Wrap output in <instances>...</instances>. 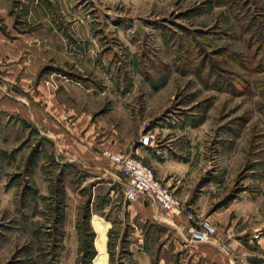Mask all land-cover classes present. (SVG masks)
I'll list each match as a JSON object with an SVG mask.
<instances>
[{
    "label": "rangeland",
    "instance_id": "obj_1",
    "mask_svg": "<svg viewBox=\"0 0 264 264\" xmlns=\"http://www.w3.org/2000/svg\"><path fill=\"white\" fill-rule=\"evenodd\" d=\"M82 4L90 35L68 39L79 66L44 69L76 111L68 123L85 111L87 146L110 161L105 150L128 144L121 152L152 166L187 210L255 245L264 238V0ZM15 118L0 115V264H144V254L151 264H180L213 244L144 217L106 233L89 217L93 232L83 228L94 184L68 172L63 191L50 156L64 166L67 155Z\"/></svg>",
    "mask_w": 264,
    "mask_h": 264
},
{
    "label": "crops",
    "instance_id": "obj_2",
    "mask_svg": "<svg viewBox=\"0 0 264 264\" xmlns=\"http://www.w3.org/2000/svg\"><path fill=\"white\" fill-rule=\"evenodd\" d=\"M83 1L0 0V85L8 91L0 93V115L6 113L21 121L31 122L44 137H50L57 150L61 148V152L67 155L61 164H71L65 172H70L67 178H80V174L86 173L78 183L83 181L84 184L90 180L94 184L93 192L89 193L90 204L93 202L89 211L91 225L98 231L99 225L106 226V233L117 222L131 224L144 217L167 228L173 222L178 233L188 234L192 223L186 214L171 221L165 217V212L143 196L136 202L127 203L123 193L118 190L122 186L118 182L117 169L99 151L87 146L86 112H81L77 123L69 124L66 117L76 114L75 109H69V105L59 98L64 90H58L54 82L47 81L51 75L45 72L46 67L61 68L72 63L79 66L75 59H71L72 49L68 39L71 33L77 37L90 35V31L86 32L90 25L85 13L80 10ZM58 37L64 41L57 40ZM83 50L85 52L86 47ZM54 78L60 79L59 76ZM58 83L64 84V80ZM3 129H6V125ZM143 142L149 144L148 137ZM112 146L111 150L121 152V149L126 150L128 144L119 148ZM71 170L74 172L71 173ZM77 197L76 209L80 211L83 196L80 193ZM184 208L186 213L192 212ZM157 216L165 219L157 220ZM216 238L217 241L206 245L200 255L192 257L189 254L187 259L180 257V264H264V238L257 240L255 245L252 240L249 243L231 240L220 232H217ZM151 259L150 255L144 254V264H151ZM162 261L160 264H163Z\"/></svg>",
    "mask_w": 264,
    "mask_h": 264
},
{
    "label": "built area",
    "instance_id": "obj_3",
    "mask_svg": "<svg viewBox=\"0 0 264 264\" xmlns=\"http://www.w3.org/2000/svg\"><path fill=\"white\" fill-rule=\"evenodd\" d=\"M1 92H8L3 85H0ZM104 155L117 166V170L121 173L118 175V182L122 186L123 195L127 201L135 202L143 196L165 212V217L186 214L192 223L190 241L215 243L214 238L217 234L215 224L209 219L196 217L192 212L186 213L182 200L157 177L152 166L123 152L107 149ZM165 217L157 216L156 219L164 220Z\"/></svg>",
    "mask_w": 264,
    "mask_h": 264
},
{
    "label": "trees",
    "instance_id": "obj_4",
    "mask_svg": "<svg viewBox=\"0 0 264 264\" xmlns=\"http://www.w3.org/2000/svg\"><path fill=\"white\" fill-rule=\"evenodd\" d=\"M57 71H61V69H56ZM71 76V75H70ZM73 76V75H72ZM77 81H83V79L81 78V77H79V76H76V75H74L73 76ZM38 155H39V152H38V149L37 150H35V151H33L32 152V155H31V157H30V159H29V166L30 167H33L36 163H37V161H38ZM52 158V159H51ZM50 159H51V161L55 164V165H57V166H60L61 167V169H62V172L60 173L61 174V176H60V181H63L62 182V189H63V191H64V188H65V186H64V179H65V172H66V170H67V167H71V164H69V163H66L64 166H61L60 165V163H59V161H57L55 158H54V156L52 157V156H50ZM86 173H82V174H80L81 175V177H83L84 175H85ZM121 173L119 172V175H120ZM80 177V178H81ZM62 212H63V214H64V209L62 210ZM89 217H90V213H89V208L87 207L86 209H85V217L84 218H86L85 220V222H83L84 224H82V226H83V228H86L87 230H89L90 232H93V231H91V229L89 228L90 227V225H89Z\"/></svg>",
    "mask_w": 264,
    "mask_h": 264
}]
</instances>
